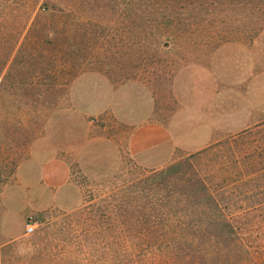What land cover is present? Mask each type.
Wrapping results in <instances>:
<instances>
[{"label":"rangeland","instance_id":"obj_1","mask_svg":"<svg viewBox=\"0 0 264 264\" xmlns=\"http://www.w3.org/2000/svg\"><path fill=\"white\" fill-rule=\"evenodd\" d=\"M58 1L61 12L49 17L37 8L16 16V35L26 30L14 69L0 76V264H154L165 252L148 209H159L169 186L192 187L191 163L202 161L190 156L238 148L264 174V11L257 0L169 17L159 0L142 11L141 0ZM45 26L55 33L21 46ZM19 82L36 84L10 86ZM145 124L202 146L142 168L127 145ZM51 166L65 169L62 185L44 182ZM263 183L237 190L263 194ZM244 223L240 237L264 260V207Z\"/></svg>","mask_w":264,"mask_h":264},{"label":"trees","instance_id":"obj_2","mask_svg":"<svg viewBox=\"0 0 264 264\" xmlns=\"http://www.w3.org/2000/svg\"><path fill=\"white\" fill-rule=\"evenodd\" d=\"M224 1L159 0V6L161 13L167 14L168 17L181 12L191 14L192 11L204 9L219 14ZM257 1L259 11L262 13L264 0ZM40 2L44 3L38 7ZM134 4L132 1L129 13L134 12ZM139 6L143 8L136 11L146 10L147 7L153 8L154 1L141 0ZM59 7L58 0H0V76L7 67L8 73L14 69L16 57L13 58L12 53L21 34L26 30L25 25L19 35H16L19 29L14 28L16 16L27 11L34 13L37 8L49 17L51 13L48 12H61ZM32 29L34 26L27 31ZM42 32L44 33L39 35L40 38L37 36L36 39L29 41L31 38H25L21 46L31 50L35 44L45 40L41 38L47 37L46 32L55 33L49 26L43 27ZM34 84L36 83L19 82L10 86L33 89ZM250 133L248 131L230 138L227 144H238ZM224 150L223 146L216 144L190 156L189 161L192 159L202 161L201 166L191 163L194 171V176L190 177L192 187L188 186L187 192H177L171 190L169 186L170 188H166L159 195V209L152 210L153 212L148 209L147 220L151 223L148 228L152 231L159 224L158 246L160 251L165 252L159 254V260L154 259V264H264V260L257 261L255 254H252L249 246L240 237L243 236L240 231L249 227L244 221L264 207V193L252 194L247 191L239 193L237 190L240 183L242 186L256 183L261 176L264 182V174L254 171L256 166L259 167L262 163H250V155H247L245 158L249 157L248 160L243 162L245 153L242 149L237 148V152ZM244 170L254 172L247 175ZM243 178L246 179L244 183L241 182ZM171 251H175L177 255Z\"/></svg>","mask_w":264,"mask_h":264},{"label":"crops","instance_id":"obj_3","mask_svg":"<svg viewBox=\"0 0 264 264\" xmlns=\"http://www.w3.org/2000/svg\"><path fill=\"white\" fill-rule=\"evenodd\" d=\"M202 145H189L179 140L168 128L159 124H145L137 127L129 137L127 150L136 164L148 170L165 167L178 149L197 150ZM44 182L49 186H60L67 179L65 169L54 166L45 170Z\"/></svg>","mask_w":264,"mask_h":264},{"label":"built area","instance_id":"obj_4","mask_svg":"<svg viewBox=\"0 0 264 264\" xmlns=\"http://www.w3.org/2000/svg\"><path fill=\"white\" fill-rule=\"evenodd\" d=\"M25 230H26L27 234L32 233L34 231V225L31 224V223L27 224L26 227H25Z\"/></svg>","mask_w":264,"mask_h":264}]
</instances>
